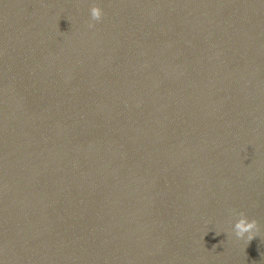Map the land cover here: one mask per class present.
<instances>
[{"label": "water", "instance_id": "water-1", "mask_svg": "<svg viewBox=\"0 0 264 264\" xmlns=\"http://www.w3.org/2000/svg\"><path fill=\"white\" fill-rule=\"evenodd\" d=\"M0 264H264V0H0Z\"/></svg>", "mask_w": 264, "mask_h": 264}, {"label": "clouds", "instance_id": "clouds-1", "mask_svg": "<svg viewBox=\"0 0 264 264\" xmlns=\"http://www.w3.org/2000/svg\"><path fill=\"white\" fill-rule=\"evenodd\" d=\"M91 21L99 22L102 18V10L100 7H90ZM88 27L91 29L94 25L90 22ZM234 211V210H233ZM239 218L232 226V233L237 240H246L249 244L254 238H256L260 232L259 225L256 220H249L243 213H239ZM217 236L220 235L216 234Z\"/></svg>", "mask_w": 264, "mask_h": 264}]
</instances>
